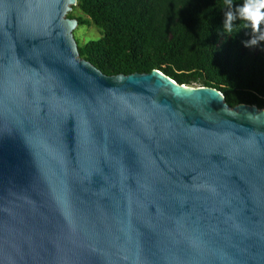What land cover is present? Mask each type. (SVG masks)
<instances>
[{"label":"water","instance_id":"obj_1","mask_svg":"<svg viewBox=\"0 0 264 264\" xmlns=\"http://www.w3.org/2000/svg\"><path fill=\"white\" fill-rule=\"evenodd\" d=\"M76 0H0V264H264V109L81 59Z\"/></svg>","mask_w":264,"mask_h":264},{"label":"trees","instance_id":"obj_2","mask_svg":"<svg viewBox=\"0 0 264 264\" xmlns=\"http://www.w3.org/2000/svg\"><path fill=\"white\" fill-rule=\"evenodd\" d=\"M76 1L66 17L100 33L76 40L79 56L102 74L158 70L180 85L220 91L231 108L264 109V42L245 47L253 33L239 19L224 31L225 0ZM242 3L233 0V10Z\"/></svg>","mask_w":264,"mask_h":264},{"label":"clouds","instance_id":"obj_3","mask_svg":"<svg viewBox=\"0 0 264 264\" xmlns=\"http://www.w3.org/2000/svg\"><path fill=\"white\" fill-rule=\"evenodd\" d=\"M228 11L225 12L224 31L230 33L233 22L237 19L247 22L251 26L253 37L245 42V47H255L264 42V0H243L241 6L233 10V0H225ZM259 34V35H256Z\"/></svg>","mask_w":264,"mask_h":264},{"label":"rangeland","instance_id":"obj_4","mask_svg":"<svg viewBox=\"0 0 264 264\" xmlns=\"http://www.w3.org/2000/svg\"><path fill=\"white\" fill-rule=\"evenodd\" d=\"M73 36L75 40H79L81 44H84L89 40H94L99 38L100 33L95 26H90V27L81 26V27H77L74 30Z\"/></svg>","mask_w":264,"mask_h":264}]
</instances>
